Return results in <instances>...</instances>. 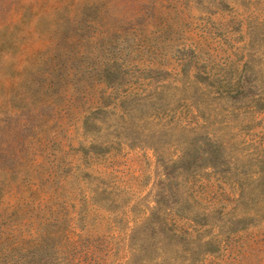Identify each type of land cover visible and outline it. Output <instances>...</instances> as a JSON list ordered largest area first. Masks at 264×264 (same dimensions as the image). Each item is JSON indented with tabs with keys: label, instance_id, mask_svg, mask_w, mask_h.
Segmentation results:
<instances>
[{
	"label": "rangeland",
	"instance_id": "obj_1",
	"mask_svg": "<svg viewBox=\"0 0 264 264\" xmlns=\"http://www.w3.org/2000/svg\"><path fill=\"white\" fill-rule=\"evenodd\" d=\"M0 264H264V0H0Z\"/></svg>",
	"mask_w": 264,
	"mask_h": 264
},
{
	"label": "trees",
	"instance_id": "obj_2",
	"mask_svg": "<svg viewBox=\"0 0 264 264\" xmlns=\"http://www.w3.org/2000/svg\"><path fill=\"white\" fill-rule=\"evenodd\" d=\"M227 90L229 92H235V94H238L240 91H241V87H242V84L240 82L238 83H233V81H228L227 82ZM189 151L191 152V155L189 156H192V157H198L197 156V153L200 152V148L197 147V148H190ZM188 155V153L186 152V150H184V148H182V156L184 157L185 155ZM202 159H205V161H207V163L210 164L211 167L213 168H217L218 165H220V148H219V145L217 146H213V145H210L209 148H207L206 151L202 152ZM248 217H234L232 220L233 222H231V227H230V233H233V232H236V231H240V230H243L245 228H247V226H240L239 224H242V223H245V221H247ZM210 252L209 253H213V249L212 250H209Z\"/></svg>",
	"mask_w": 264,
	"mask_h": 264
}]
</instances>
